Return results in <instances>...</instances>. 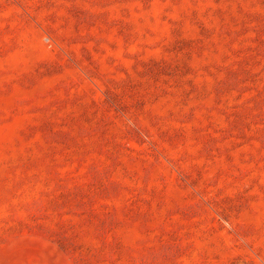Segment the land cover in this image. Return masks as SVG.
Here are the masks:
<instances>
[{
  "label": "rangeland",
  "instance_id": "374dc122",
  "mask_svg": "<svg viewBox=\"0 0 264 264\" xmlns=\"http://www.w3.org/2000/svg\"><path fill=\"white\" fill-rule=\"evenodd\" d=\"M0 264H264V0H0Z\"/></svg>",
  "mask_w": 264,
  "mask_h": 264
}]
</instances>
